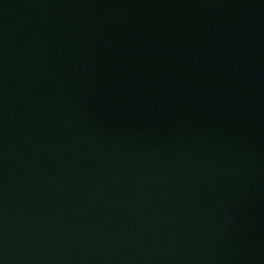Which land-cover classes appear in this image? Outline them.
<instances>
[{"label": "water", "instance_id": "95a60500", "mask_svg": "<svg viewBox=\"0 0 264 264\" xmlns=\"http://www.w3.org/2000/svg\"><path fill=\"white\" fill-rule=\"evenodd\" d=\"M0 264H264V0H0Z\"/></svg>", "mask_w": 264, "mask_h": 264}]
</instances>
